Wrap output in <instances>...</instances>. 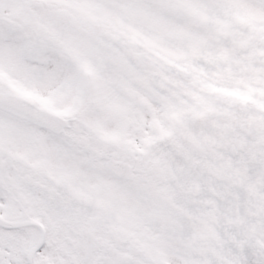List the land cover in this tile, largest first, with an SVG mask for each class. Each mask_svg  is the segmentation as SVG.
<instances>
[{
    "label": "snow or ice",
    "instance_id": "6c2138e0",
    "mask_svg": "<svg viewBox=\"0 0 264 264\" xmlns=\"http://www.w3.org/2000/svg\"><path fill=\"white\" fill-rule=\"evenodd\" d=\"M0 264H264V0H0Z\"/></svg>",
    "mask_w": 264,
    "mask_h": 264
}]
</instances>
